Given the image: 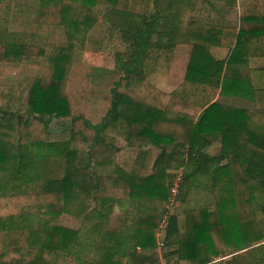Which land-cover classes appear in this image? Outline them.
<instances>
[{"label":"trees","instance_id":"1","mask_svg":"<svg viewBox=\"0 0 264 264\" xmlns=\"http://www.w3.org/2000/svg\"><path fill=\"white\" fill-rule=\"evenodd\" d=\"M224 2L0 0V264H142L161 220L166 264H264V0Z\"/></svg>","mask_w":264,"mask_h":264},{"label":"rangeland","instance_id":"2","mask_svg":"<svg viewBox=\"0 0 264 264\" xmlns=\"http://www.w3.org/2000/svg\"><path fill=\"white\" fill-rule=\"evenodd\" d=\"M217 7V12L224 22H229V23H238L239 21V3L230 6L224 2V0H211ZM121 33L119 32L118 29L113 28L111 25H108V27L104 30L103 33V41L100 46V48H82V49H77L74 52V61L76 62H81V63H86V64H92V65H97L101 67H112L114 64V53L119 50L123 49L124 47V42L122 41V37L120 35ZM215 53L221 55L223 53V49H214L213 50ZM162 83L165 85L166 81L162 79ZM218 101L239 106V107H247V108H252L253 107V102L244 98L243 96H234L231 94H225V93H218L215 97ZM49 129L53 133V138L54 139H62L64 137L63 130L61 125L58 123L57 118L54 117L51 119L49 122ZM117 143L120 146H123V149L131 152V148L126 147L124 141L122 139H118ZM154 149L157 150L155 146H153ZM205 151L208 154L214 155L219 153V145L218 144H210L209 146H206ZM131 158L125 159L126 165L129 164ZM172 176L170 180L172 182H179V174L181 170H172ZM175 191V189H173ZM171 195V199H172ZM62 193L58 194V199L62 201ZM113 205L116 210H124L126 207L128 208L129 203L128 199L126 196L123 195H117L115 194L113 197ZM164 225L165 222L161 220L159 229L156 232V247L152 251V259H147L144 261L142 264H155L158 261L164 262V257L162 256V253L165 250V247L162 245V240H163V235H164ZM7 247L6 244L0 243V251L4 250ZM230 255V254H229ZM228 254L223 256V257H218L216 258L217 260L213 263L210 264H222L226 258H229ZM223 258V259H220ZM190 261H181V264H189ZM138 264V263H137Z\"/></svg>","mask_w":264,"mask_h":264},{"label":"built area","instance_id":"3","mask_svg":"<svg viewBox=\"0 0 264 264\" xmlns=\"http://www.w3.org/2000/svg\"><path fill=\"white\" fill-rule=\"evenodd\" d=\"M155 264H166V263L161 262V261H158V262H156Z\"/></svg>","mask_w":264,"mask_h":264},{"label":"crops","instance_id":"4","mask_svg":"<svg viewBox=\"0 0 264 264\" xmlns=\"http://www.w3.org/2000/svg\"><path fill=\"white\" fill-rule=\"evenodd\" d=\"M127 208V207H126ZM139 248V247H138ZM127 264H130V260H127Z\"/></svg>","mask_w":264,"mask_h":264}]
</instances>
